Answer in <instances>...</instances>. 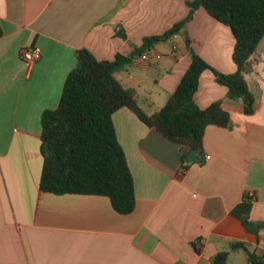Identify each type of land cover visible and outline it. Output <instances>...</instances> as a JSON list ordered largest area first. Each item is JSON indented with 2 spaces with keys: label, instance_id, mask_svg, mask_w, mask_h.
<instances>
[{
  "label": "crops",
  "instance_id": "crops-1",
  "mask_svg": "<svg viewBox=\"0 0 264 264\" xmlns=\"http://www.w3.org/2000/svg\"><path fill=\"white\" fill-rule=\"evenodd\" d=\"M188 1L0 0V264H213L222 250L227 264H250L244 248L264 256V36L246 74L252 114L227 97L211 70L200 75L195 102L206 108L220 100L231 126L208 125L202 157L192 163L131 109L112 114L134 180L131 213L116 212L106 196L38 186L41 114L57 106L76 50L106 60L129 56L146 36L185 18ZM234 43L230 28L199 7L180 32L149 49V59L137 54L114 75L152 114L188 69L190 49L231 73ZM28 46L41 52L30 67L20 55ZM236 207L261 224L257 233L232 213ZM235 242L244 248L232 250Z\"/></svg>",
  "mask_w": 264,
  "mask_h": 264
},
{
  "label": "trees",
  "instance_id": "trees-1",
  "mask_svg": "<svg viewBox=\"0 0 264 264\" xmlns=\"http://www.w3.org/2000/svg\"><path fill=\"white\" fill-rule=\"evenodd\" d=\"M187 5L189 12L185 18L161 34L146 36L129 56L117 54L113 60H106L98 59L86 48L76 50V65L66 76L57 106L41 114V191L102 195L109 198L119 214L131 213L136 200L134 180L117 139L112 114L121 107L131 109L148 127L179 145L184 162L191 149L201 151L208 125L231 126L230 115L220 100L206 108L199 107L194 100L200 75L207 69L213 72L218 84L226 87L228 98L242 100L245 114L254 112L255 98L246 74L258 62L257 47L264 36V0H190ZM199 7L230 28L235 39L232 59L236 70L218 71L190 49L189 67L177 87L159 110L147 114L138 105L134 89L124 87L114 74L135 55L180 32ZM118 33L126 37L123 31ZM2 34L0 25V37ZM232 213L247 231L257 233L261 224L240 215L239 207ZM230 248L244 247L235 242ZM244 249L248 263L264 264L263 255ZM228 255L226 250L219 251L213 264H227Z\"/></svg>",
  "mask_w": 264,
  "mask_h": 264
},
{
  "label": "built area",
  "instance_id": "built-area-1",
  "mask_svg": "<svg viewBox=\"0 0 264 264\" xmlns=\"http://www.w3.org/2000/svg\"><path fill=\"white\" fill-rule=\"evenodd\" d=\"M20 55L26 66L30 67V65H32L36 60L40 58L41 52L40 49L35 46H28L21 50ZM150 56L151 53L149 52V50H147L142 53L140 57L146 60L149 59ZM156 57H159V55H156ZM207 158H209V156H207Z\"/></svg>",
  "mask_w": 264,
  "mask_h": 264
},
{
  "label": "water",
  "instance_id": "water-1",
  "mask_svg": "<svg viewBox=\"0 0 264 264\" xmlns=\"http://www.w3.org/2000/svg\"><path fill=\"white\" fill-rule=\"evenodd\" d=\"M45 149H46V152L49 151L48 146H46ZM201 157H202V155L198 154V151H197L196 149H191V150L187 153V155H186V157H185V163L190 164V163H192L193 161H195V160H197V159H199V158H201Z\"/></svg>",
  "mask_w": 264,
  "mask_h": 264
},
{
  "label": "rangeland",
  "instance_id": "rangeland-1",
  "mask_svg": "<svg viewBox=\"0 0 264 264\" xmlns=\"http://www.w3.org/2000/svg\"><path fill=\"white\" fill-rule=\"evenodd\" d=\"M228 264H230V263H228Z\"/></svg>",
  "mask_w": 264,
  "mask_h": 264
}]
</instances>
